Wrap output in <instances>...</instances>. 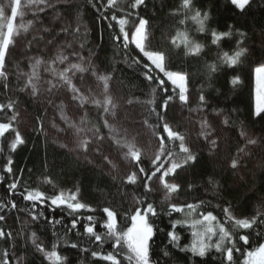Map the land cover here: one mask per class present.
<instances>
[{"label":"trees","instance_id":"obj_1","mask_svg":"<svg viewBox=\"0 0 264 264\" xmlns=\"http://www.w3.org/2000/svg\"><path fill=\"white\" fill-rule=\"evenodd\" d=\"M128 0H125V5ZM147 8L140 10V15L149 20V31L151 45L153 49L163 50L168 54L167 70L180 71L189 74V93L193 97V107H198V96L201 90L206 94L209 107L207 114L211 117L213 108H223L230 121L231 132L225 133V137H230V143L221 144L222 151L210 154L204 143L193 137L190 147L198 153L199 163L189 166L186 170H178V175L174 179L180 183L181 191L176 194L178 204L195 203L203 200L205 203L199 209L202 212H212L223 222L225 216L223 209L230 207L233 215L238 218L251 217L256 212H264V170L256 166L257 162H264V151H258L251 160L248 161L247 174H243V179L238 175H233L227 171L228 159L235 154L240 141L239 132L241 129L256 133L258 136L264 133V118L254 115V91L255 79L253 69L258 62H264V54H261L259 42L264 34V0H254L251 8L244 13L238 11L230 0H193L194 8L201 11H209L210 19L206 22L205 31H199V24L190 17L194 12L185 14L180 12L173 16L170 13L177 9L181 0H147ZM60 13L64 17L71 18V26L80 28L78 38L73 45L81 52L86 59H91L101 73L110 72L114 75L112 86L117 96L124 102L129 99L134 100L136 112L140 119H147L149 126L158 123L155 114L150 112L152 107H156L159 112V105L167 95H173L174 99L170 102L166 119L174 129L180 132L189 130L191 121L186 118L178 119L175 114L173 104L178 99L172 92L173 86L166 80L163 74L156 71L154 77L165 80L163 86L159 85L158 80L149 81L144 76V69L139 65H133L131 60L139 55L138 51L131 45L127 49L123 47L122 40H113L119 34V26L112 21V28L108 27L110 21L100 19V13L91 7L88 0H70V5L59 6L52 13ZM120 15V13H117ZM45 25L48 24V14L41 15ZM184 20L180 24V20ZM135 21L130 22L127 28L131 29ZM229 24L247 32V45L253 49L254 54L243 59V62L234 67H228L218 58V54L224 51L232 52L236 47V40L239 36L233 35L225 38L218 45L211 42V30L227 31ZM59 28L57 27V31ZM186 32L190 40L202 44L204 47L198 55L186 54L183 44L175 47L170 43V37L177 32ZM64 39L63 36L59 40ZM72 38L69 37V40ZM179 43V40H178ZM84 46L81 48L80 45ZM98 57V59H97ZM21 58L17 53L11 57L6 56V69L8 80L0 79V103H7L9 100L18 101V109L27 116L29 124L26 131L22 134L25 143L20 145L15 152L10 151V142L14 138L13 134H6L5 138H0V175L4 180L0 182V201L15 200L17 209H9L5 222H0V227L11 229L13 233L23 232L13 243L16 248H9L16 264V257H21L23 264H48L31 244L30 237L32 231H36L39 239L46 247L51 250V245L59 241L57 250L61 255L68 257V264H108L103 260L93 258L91 251H102L107 253L113 251L111 245L113 240L106 238L102 245H97L92 238L84 232V225L88 223L86 217L92 215L96 224V231L105 235L106 229L101 225L106 219L102 212L104 207L115 209L117 212V225L119 230H126L130 226V216L137 206L133 201V194L143 199L147 197V202L153 203L159 215L150 217V222L154 223L158 231L154 237L155 243L152 245L157 251L167 248L171 256L153 257L159 259L160 264H164L167 259L168 264H227L221 253L216 252L215 248H210L207 255L203 258L194 257L192 254L179 251L168 245L166 233L171 230V221L187 220L188 223L177 225L176 231L180 236V246H189L192 243L193 229L190 227L191 220L198 218L187 216L186 213H172L167 215L168 205L165 204L155 193H145L142 185L134 186L121 183V177L112 179L107 171L101 172V168L77 160V157L62 149L49 144L44 137V130H40V123L45 125L46 113L41 104L21 91L23 85L17 76L15 64ZM216 63L217 70L214 73L209 71L208 65ZM238 75L241 83L235 87L230 80ZM8 84L7 90L4 84ZM167 88L165 92L163 89ZM155 89V92H153ZM154 97L155 104L147 102ZM88 127L93 124L101 127V134L107 136L106 130L102 127V111L94 108L87 110ZM11 113H7L10 116ZM40 117V120H37ZM5 114H0V121L6 122ZM45 128V127H44ZM157 131H160L157 129ZM169 148L178 152V142L176 145L169 144ZM11 157L14 161L13 174L8 175L3 172V165L7 158ZM146 171L151 170V162L141 158ZM134 170H137L134 167ZM219 180L220 187L214 188L209 183V179ZM13 179H19L18 188L15 194L9 196L7 185ZM51 179L52 183L47 182ZM192 188L189 189L188 185ZM79 188V198L81 202L96 209L95 212L80 210L71 213L65 206H51L50 202L43 205L37 202L36 211L43 212L44 217L55 218L61 222L55 225L48 224L43 218L39 222H32L28 215L32 203L23 199L21 193L27 190L39 189L48 196H52L60 191L65 194ZM187 211V210H186ZM80 217L76 229L71 228V221ZM226 227L234 233L237 238L236 247L239 252H234L232 264H243V253L250 248L264 243V227L255 230H243L233 228L231 223ZM257 232L260 233L257 236ZM239 234H249V244L244 245L238 240ZM217 237H213L211 243H215ZM71 243H77L78 248L70 247ZM6 245L0 241V252ZM83 249H88L87 252ZM122 264H129L124 259L127 254L126 247L120 249Z\"/></svg>","mask_w":264,"mask_h":264},{"label":"snow or ice","instance_id":"obj_2","mask_svg":"<svg viewBox=\"0 0 264 264\" xmlns=\"http://www.w3.org/2000/svg\"><path fill=\"white\" fill-rule=\"evenodd\" d=\"M253 2L254 0H230L231 5L241 13L250 9ZM88 3L97 13H100V19L110 21L108 24L109 28L113 27L112 21L119 26V34L113 37L114 41L120 42L122 40L125 49L129 45H134L135 49L138 50L139 55L133 57L131 63L139 65L145 70V78L149 81L157 79L159 85L163 86L165 80L153 76L156 71L163 73L167 81L173 86L172 92L175 93L181 105H188L190 103L189 74L167 70L168 54L163 50L150 47L149 20L140 15V10L148 6L147 0H128L126 5L125 0H88ZM63 5H70V0H5V2L0 3V79L8 80L6 56L9 54L10 45L14 43V37L18 36L21 30L27 33L29 29H35V35L28 42L29 50L35 44L39 51L55 49V55L48 59H45L43 55L29 58L28 67L31 71L22 73L26 80L21 91H28L31 97L38 100L43 98L46 104H53L58 109L59 120L63 122L64 127H61L55 118L51 121V127L58 133H70V135L65 137L68 143L61 144V147L68 149L71 154H75L78 161L83 160L87 164L95 163L97 167L101 168V172L104 169L111 172L117 168L112 156L115 148L117 150L116 159H119L122 155L123 160H129L132 162V166L137 169L126 171L121 177L122 184L129 186L141 184L144 192L149 193L153 191L152 183L155 182L157 186H162L164 200L169 201L167 215L186 213L187 216L198 217L191 220L190 227L193 229L191 245L180 246V236L176 231V227L180 224H186L188 221L179 219L171 221V230L166 233L168 245L179 249L181 252H190L192 256L201 258L207 255L210 248H215L216 252L221 253L227 264H232L233 254L234 252H239L240 248L236 247V236L225 225L231 223L233 228L243 230L262 228L264 227V212L258 210L251 217L238 218L233 215L230 207H225L223 209L225 220L221 222L212 212L199 211L205 203L203 200L184 204L171 202L174 196L181 191L180 183L173 179L179 174L178 170H186L187 167L195 166L199 163L198 153L189 146V137L178 129H174L166 119L169 104L174 99L173 95H167L163 99V103L159 105V112L156 111V107L150 109V112L155 114L158 120L157 124L151 126L157 147L151 159V170L146 171L141 166L142 150L137 146L136 136L131 135L127 128L118 127L116 123H111L109 120V117L115 118L117 116L119 107L118 98L112 94L111 89L114 75L110 72L101 73L91 59L86 60L74 48L72 41L78 38L80 28H72L70 17L65 19V17L57 14L54 19L49 20L48 24L45 25L40 15L46 13L49 9L55 11L59 6ZM25 8L32 10L33 19L24 21ZM180 12L185 14L194 12L190 18L199 24V31H205L206 22L210 19L209 11H201L199 8H194L193 0H181L179 7L170 14L176 16ZM117 13H120V15H117ZM18 17L22 22L17 24ZM61 20H65V22L59 26L57 31V24ZM133 21H135L133 27L131 29L127 28L129 23ZM184 22L183 19L180 20V24ZM233 35L239 36V39L236 40L235 49L231 53L224 51L222 54H218V58L228 67L239 65L243 62V59H247L254 54L253 49L247 45V32L236 28L232 24L227 26V31L212 29L211 42L214 45H218L220 41L225 38H231ZM61 36L64 37L63 41L59 40ZM69 37L72 39L69 40ZM170 43L175 47L183 44L187 50L186 54L191 55H198L204 47L202 44L190 40L186 32L179 31L175 36L170 37ZM41 44L45 46L44 49L39 48ZM83 46V44L80 45L81 48ZM259 48L261 49V54H264V34L261 36ZM67 49H72L71 56L76 58L75 62L70 60V56L66 54ZM58 65H64V67L60 68ZM41 68H43L44 72L49 73L51 78L44 79L40 73ZM208 68L211 73H214L217 70V64L212 63L208 65ZM89 72H91L97 82L95 88L101 89L99 93L90 84L84 83L83 77H80V86L74 82L77 73ZM253 72L256 85L254 115L264 118V62H258ZM230 83L235 87L241 83V79L238 75L233 76ZM4 88L7 90V83L4 84ZM64 89L71 94V101L76 103L77 111L85 109L89 104L102 108L105 114L102 118V127L108 129L107 136L101 134L100 126L93 124L88 127L87 111L77 120L66 113L63 102L59 105L54 104L53 94ZM163 90L165 92L168 91L167 88ZM153 92H155V89H153ZM98 95L102 96V99L98 98ZM18 103L15 100L0 103V114H5L7 117L6 122L0 121V138L6 139V134L14 135L9 145L11 152H15L20 145L25 143L21 132L14 126L20 116ZM133 103V99L127 100L128 105H133ZM147 103L154 105V97ZM208 107V98L204 91L201 90L198 96V107L190 109V111L203 113L195 122L197 125V139L204 143L210 154H214L222 151V142L225 144L230 143V137H225V133L231 132L232 129L228 115L223 108H213L210 117L207 114ZM7 113H11V115L7 116ZM40 119V117H37V120ZM148 124L147 119L142 121V126H147ZM39 127L43 131L44 123L41 122ZM157 129L160 131H157ZM129 136H131V139H129ZM239 137L241 143L238 144L235 154L228 159L227 171H231L233 175H238L240 179H243V174L248 172V161L258 151H264V133L257 136L254 132H249L242 128L239 132ZM177 142L178 152L173 151L168 146L169 144L176 145ZM2 151L3 148H0V152ZM13 164L14 161L11 157L7 158L6 163L3 165V172L12 175ZM256 166L264 170V162L258 161ZM112 179L116 180L117 176L113 175ZM3 180L4 176L0 175V182ZM47 182L49 184L52 183L51 179H48ZM209 183L216 189L221 186L219 180L210 178ZM18 184L19 179H13L7 185L9 196L15 194ZM188 187L191 189L192 185L189 184ZM79 191V188H77L74 192L70 191L67 194L64 191H60L48 196L39 189H25L21 195L24 200L33 202L31 209L28 210V215L32 222H39L43 218L48 224L55 225L61 221L55 218L49 219L44 217L43 212H37V202L41 205L45 202H50L51 206H65L71 210V213H77L80 210L95 212L96 209L81 202ZM133 201L137 206L130 216L131 223L126 230L118 229L117 212L109 207L102 209L106 216L104 223L101 225L106 229L105 235H101L96 231V224L92 215L86 217L88 223L84 225V232L92 238L94 243L102 245L106 238L113 240L111 245L113 251L107 253L91 251L93 258L103 260L108 262V264H122V260L119 258V250L125 247L127 254L124 259L129 264H160V260H154L153 257L162 256L163 258H169L171 256L167 248L157 251L152 247L155 243L154 237L157 232L163 231V229H157L154 223L150 222V217L159 215L154 204L147 202L146 196L141 199L135 194H133ZM17 207L15 200L0 201V222L6 223L8 210L17 209ZM79 219L80 217L78 216L72 219L69 231L77 228ZM22 235H24L23 232L14 234L11 229L0 227V241H3L6 245L3 251L0 252V264H13L9 248L15 249L16 244L13 241ZM259 235L260 233L257 232V236ZM213 237H217L215 243H211ZM27 239L31 240V244L38 253L42 254L43 259L48 261V264H68V257L61 255L57 250L59 241L53 243L51 250H49L45 243L39 239L36 231H32ZM238 240L242 241L244 245H248L249 234H239ZM70 247L76 249L78 244L71 243ZM83 251L87 252L88 249H83ZM243 255V264H264V243H259L258 246L246 250ZM16 264H23L21 257H16ZM164 264H168L167 259L164 260Z\"/></svg>","mask_w":264,"mask_h":264},{"label":"rangeland","instance_id":"obj_3","mask_svg":"<svg viewBox=\"0 0 264 264\" xmlns=\"http://www.w3.org/2000/svg\"><path fill=\"white\" fill-rule=\"evenodd\" d=\"M3 2H5V0H0V3H3ZM24 10H25L24 21H27L29 19H33L32 10L29 8H25ZM52 12H53V10L49 9L46 13H42L40 15H47L48 14V21L54 19L57 16V14L62 16L60 13H57V12L52 13ZM67 18L68 17H65V19H67ZM20 22H22V21L18 17L17 24ZM64 22H65V20H61L57 24V27L59 28V26L61 24H63ZM70 23H71V19H70ZM33 35H35V29H29V31L27 33L23 32L21 30L20 34L18 36L14 37V43L12 45H10L9 54L7 55V57H11L13 55V53L15 52L21 56V58L17 61L15 66L17 68L18 79L21 81L22 85H23L24 81L26 80V77H24L22 75V73H26V72L31 71V69L28 67L30 57L43 55L45 57V59H48V58L55 55V49H47L45 51H39L35 44L33 45L32 49L29 50L28 42L32 40ZM63 40L64 39H61L60 41H63ZM131 46L133 48H135L134 45H131ZM39 48L44 49L45 46L43 44H41L39 46ZM74 48L77 51H79L75 46H74ZM71 51H72V49H67L66 54H68L70 56V60L75 62L76 58L71 56ZM79 53H80V55H82L80 51H79ZM58 67L63 68L64 65H58ZM40 73L44 79L51 78L49 73H46L43 71V68H41ZM161 74H163V73H161ZM80 77H83L84 83L90 84L97 93H99L101 91V89L95 88V85L97 84V82L95 80V77L91 75V72H89V73H77V76H76V79H74V82L77 83L78 86L81 85ZM254 79H255V77H254ZM166 80H167V78H166ZM111 89H112V94L118 98L119 107L117 109V116L115 118L109 117L110 122L116 123L118 127L127 128L129 130V132L131 133V135L136 136L137 146L140 147L142 150V157L141 158L147 159L149 162H151V159L153 158L154 152H155L156 147H157L156 140L152 134V128L149 125L142 126L143 120L140 119V117H138L139 114L136 112V108H135L134 104L128 105L127 102L122 101L117 96L112 84H111ZM25 92L29 95L28 91H25ZM254 97H255V91H254ZM98 98L102 99V96L98 95ZM33 99H35V98H33ZM52 99H53V102L55 105H59L61 102H63L65 105L66 113L70 117H74L77 120L79 119L80 116H82L84 114V112L88 108H94V109L99 110V111L101 110L102 111V118L105 115L103 113L102 108H98L92 104L87 105L85 109L77 111V105L75 102L71 101V94L67 93L66 89L61 90V91L53 94ZM35 100L41 104L43 110L45 111V113L47 115L46 121H45V128H44V137H45L46 141L49 144L70 153L68 149L61 147V144L68 143V140H66L65 137L67 135H70V133H58L55 129H53L51 127V121L53 120V118L56 119V121L60 124L61 127H64L63 122L59 120L58 109L56 107H54L53 104H46L43 98H40L39 100L38 99H35ZM189 100H190V103L188 105H181L180 101L177 99L173 104V108H174L175 114L177 115L178 119L186 118V119L191 121V123H190L191 126H189L190 129L185 130L183 132L184 134H186L189 137L188 143L190 146L192 138L197 137V131H196L197 125L195 122L199 119L200 115H202L203 113L190 111V109H196L197 107L192 106V103L194 101H193V97L191 94L189 95ZM254 104H255V99H254ZM19 112H20V116L18 117L14 126L18 128V130L21 132V135H22L26 131L28 124H29V121H28V118L24 114L23 111L19 110ZM105 130H106V133L108 135V129L105 128ZM249 132H251V131H249ZM129 139H131V136H129ZM116 154H117V150L114 148L113 152H112V156H113L114 162L117 165V168L111 172H109L107 169H104L105 171H107L111 175H116L117 177H122L126 171L134 170V166H132V162H130L129 160H123L122 155L119 159H116ZM73 155H75V154H73ZM90 159H91V157H90ZM90 165L97 167L95 163L90 164ZM101 167H103V166L101 165ZM98 168H100V167H98ZM154 181H155V178H154ZM152 187H153V193H155L157 196H159L160 199L165 204L168 205L169 201L164 200V190H163L162 186H157V184L155 182H153ZM171 202L178 203L176 195L174 196V198Z\"/></svg>","mask_w":264,"mask_h":264}]
</instances>
